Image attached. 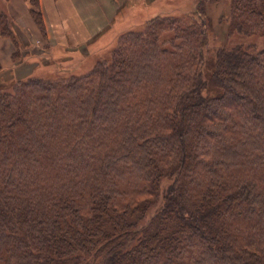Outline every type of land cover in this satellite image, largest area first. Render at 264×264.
I'll use <instances>...</instances> for the list:
<instances>
[{"label":"trees","instance_id":"obj_1","mask_svg":"<svg viewBox=\"0 0 264 264\" xmlns=\"http://www.w3.org/2000/svg\"><path fill=\"white\" fill-rule=\"evenodd\" d=\"M221 20L264 36V0ZM206 37L156 16L86 73L5 79L0 264H264V48Z\"/></svg>","mask_w":264,"mask_h":264},{"label":"rangeland","instance_id":"obj_2","mask_svg":"<svg viewBox=\"0 0 264 264\" xmlns=\"http://www.w3.org/2000/svg\"><path fill=\"white\" fill-rule=\"evenodd\" d=\"M22 2L23 6L14 0H0V11L8 16L13 25L12 27L17 33L19 57L21 58L19 62L24 61L30 64L24 63L22 67H18L17 69L10 66L11 64L12 66H16L18 62L16 59H12L13 52L17 50L12 43L9 67L6 68L2 62L0 63L4 71L1 74L4 76L0 75V85L7 83L4 82L6 81L5 79H22L31 75L37 77L81 75L92 68L93 62L97 57L101 58L112 51L111 49L116 38L113 42L111 41L112 43L105 42V44L94 49L93 45L102 38L100 35L94 36L92 41L82 45L52 47L47 31V38L44 39L30 16L28 3L25 0H22ZM228 4L229 0H217L216 3L212 0H142V3L128 6L124 10V14H122L124 18L119 20L117 17L114 19V22L116 21L117 25L121 26V30L125 29L122 33L138 30L146 21L156 16L178 19L184 25H201L207 34L204 56L208 60L214 54V50L221 47L231 49L234 46L240 45L242 47L253 46L255 50L263 49L264 36H243L229 31L226 20H221L223 14H226L228 11ZM22 7L25 8V11ZM23 11L30 18L28 23L22 19V15L25 16L22 13ZM10 12L12 14L15 13L16 20L13 19ZM0 39L10 40L1 37ZM1 47L0 49L5 51L3 52L4 55L8 56L9 53L6 51V46ZM155 209L153 208L150 213H153Z\"/></svg>","mask_w":264,"mask_h":264},{"label":"crops","instance_id":"obj_3","mask_svg":"<svg viewBox=\"0 0 264 264\" xmlns=\"http://www.w3.org/2000/svg\"><path fill=\"white\" fill-rule=\"evenodd\" d=\"M14 1L23 6L24 1ZM139 3H142V0H40V8L52 47L82 45L92 41L94 36L100 35L102 38L93 45L96 49L105 42H113L125 31V29L121 30V26H118L114 19L118 17L122 20L124 10ZM23 10L25 11V8ZM24 11L22 13L26 17L22 15V19L28 23L30 18ZM14 15L15 13L12 17L16 20ZM11 44L10 40L0 39V47L6 46V51L9 53L5 56L3 53L5 51L0 49V63L2 62L6 68L10 64ZM24 63L28 62L21 61L16 66L12 64L10 66L17 69Z\"/></svg>","mask_w":264,"mask_h":264}]
</instances>
